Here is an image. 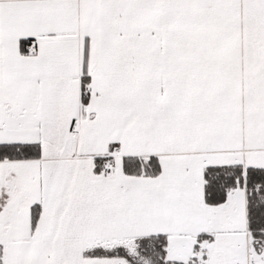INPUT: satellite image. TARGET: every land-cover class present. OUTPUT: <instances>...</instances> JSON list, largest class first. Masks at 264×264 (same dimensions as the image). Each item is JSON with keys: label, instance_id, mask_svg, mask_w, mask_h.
<instances>
[{"label": "snow or ice", "instance_id": "snow-or-ice-1", "mask_svg": "<svg viewBox=\"0 0 264 264\" xmlns=\"http://www.w3.org/2000/svg\"><path fill=\"white\" fill-rule=\"evenodd\" d=\"M0 264H264V0H0Z\"/></svg>", "mask_w": 264, "mask_h": 264}]
</instances>
